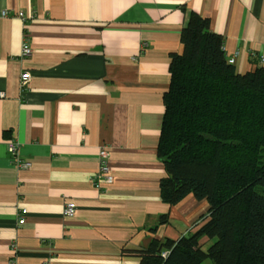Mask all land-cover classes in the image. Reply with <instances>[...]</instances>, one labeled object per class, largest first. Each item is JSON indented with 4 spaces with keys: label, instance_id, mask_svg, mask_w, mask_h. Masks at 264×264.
I'll use <instances>...</instances> for the list:
<instances>
[{
    "label": "crops",
    "instance_id": "crops-1",
    "mask_svg": "<svg viewBox=\"0 0 264 264\" xmlns=\"http://www.w3.org/2000/svg\"><path fill=\"white\" fill-rule=\"evenodd\" d=\"M3 9L28 18L0 15V264H142L154 238L189 235L208 203L190 194L171 205L161 191L171 54L192 10L228 56L239 51L238 72L264 67V0H0ZM102 146L114 178L98 185Z\"/></svg>",
    "mask_w": 264,
    "mask_h": 264
},
{
    "label": "trees",
    "instance_id": "trees-1",
    "mask_svg": "<svg viewBox=\"0 0 264 264\" xmlns=\"http://www.w3.org/2000/svg\"><path fill=\"white\" fill-rule=\"evenodd\" d=\"M181 42L164 94L161 191L171 205L193 194L208 211L189 235L154 238L141 263L264 264V67L238 72L223 36L192 10Z\"/></svg>",
    "mask_w": 264,
    "mask_h": 264
},
{
    "label": "built area",
    "instance_id": "built-area-1",
    "mask_svg": "<svg viewBox=\"0 0 264 264\" xmlns=\"http://www.w3.org/2000/svg\"><path fill=\"white\" fill-rule=\"evenodd\" d=\"M0 15L2 16H17L23 20H26L28 18V16L26 15V13L22 10L20 11H16L13 9H3L0 11ZM225 49V46H224ZM33 53V47L30 43V39L29 37L26 35V37L24 38V42L22 44V56L23 57H28L30 55H32ZM239 55V51H236L232 56H228V60L230 63L235 64L236 62V57ZM31 78V74L29 71H24L21 75V86L25 87L27 85V83L29 82ZM5 93L0 91V97H4ZM9 149L10 152L12 154H16L17 152V143L15 142H11L9 144ZM16 158V157H15ZM99 162H100V170L99 172L96 174V184H100L101 182L105 181V182H112L114 176L111 173V165H110V156H109V152L107 150V148L105 146L101 147L100 150V154H99ZM19 166L24 167V168H29L32 165V162L29 160H20L18 161ZM77 211V203L75 201H68L65 204L64 207V211L63 214L64 216H74L76 214ZM27 212L26 209L22 210V214H25ZM25 219L24 217H22L20 219V223H24ZM164 256L167 254V252L163 253Z\"/></svg>",
    "mask_w": 264,
    "mask_h": 264
},
{
    "label": "rangeland",
    "instance_id": "rangeland-1",
    "mask_svg": "<svg viewBox=\"0 0 264 264\" xmlns=\"http://www.w3.org/2000/svg\"><path fill=\"white\" fill-rule=\"evenodd\" d=\"M206 213H207V212H205L204 214H206ZM204 214H202V215H204ZM202 215H201V216H202ZM210 263H212V262H210L209 260L205 262V264H210Z\"/></svg>",
    "mask_w": 264,
    "mask_h": 264
}]
</instances>
